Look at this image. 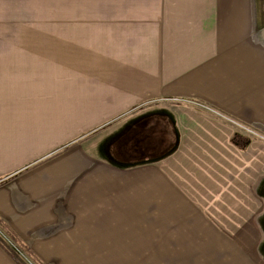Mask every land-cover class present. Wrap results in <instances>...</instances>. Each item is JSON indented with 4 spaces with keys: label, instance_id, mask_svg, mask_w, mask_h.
<instances>
[{
    "label": "crops",
    "instance_id": "obj_1",
    "mask_svg": "<svg viewBox=\"0 0 264 264\" xmlns=\"http://www.w3.org/2000/svg\"><path fill=\"white\" fill-rule=\"evenodd\" d=\"M66 2L85 5L66 12ZM30 3L56 9L16 17L15 4ZM0 6L12 10L0 15V219L36 258H208L202 244L236 241L225 237L242 210L258 220L264 149L240 133L249 143L236 144L218 114L238 113L222 99H264V0ZM19 50L47 58L18 60ZM154 98H170L161 126L110 122ZM0 264L16 263L0 248Z\"/></svg>",
    "mask_w": 264,
    "mask_h": 264
},
{
    "label": "rangeland",
    "instance_id": "obj_2",
    "mask_svg": "<svg viewBox=\"0 0 264 264\" xmlns=\"http://www.w3.org/2000/svg\"><path fill=\"white\" fill-rule=\"evenodd\" d=\"M15 4V8L17 10V16L20 17L22 14L26 15H37L42 11H51L56 9V4H48V3H30V4ZM85 4H73L70 2H66L64 4V9L67 11H74V10H80L83 8ZM1 7V6H0ZM11 7H13V4H11ZM93 9H102L101 6H93ZM0 10V15L3 14H12V10L10 7H2ZM12 19V17H11ZM18 20V19H17ZM3 21V20H2ZM14 25V24H13ZM18 26L24 25V22H17ZM5 29H2V39L4 41H8L9 36L4 34ZM19 41V42H18ZM17 42L21 45L19 47H25L28 46V43L25 42V36H19L17 35ZM49 51H47L48 53ZM46 53V54H47ZM57 51H55V54ZM65 58H73L74 54H78L79 51L76 50H67L64 51ZM40 51H31V50H19L17 51V57L18 60L22 59H30L32 55L40 56V58H47L45 56L40 55ZM36 56H34L36 58ZM57 56H52V58H56ZM23 73V72H22ZM243 94H249L244 93ZM167 99L170 98H161V99H148L144 101L143 103L136 106V108L127 111L122 116H119L112 121H110L112 124L114 123H120L121 119L123 118L124 121L130 122V123H156L160 125V120L156 117L157 109L166 103V101H169ZM190 100V99H189ZM188 99L185 98H179L175 97L173 102H177L179 104H189ZM220 102H226L228 104V107L234 112H238L237 116H233L231 114H218V116L223 119L226 123L232 125L234 127V131L237 133H240L242 135H246L249 139L254 141L255 145L261 146L258 150L264 149V130H260L255 126V124L250 125L246 122V118H244L241 115H244L243 107L245 109H248L245 113H249L250 115L254 113V111H260L261 115L260 118L264 120V99H251V98H228V99H222L219 100ZM195 103V102H192ZM191 104V103H190ZM206 104V103H205ZM207 105V104H206ZM210 105V104H209ZM194 106L201 107L198 104H194ZM211 106V105H210ZM253 106V109L250 108ZM254 110V111H253ZM218 112V111H217ZM220 113V112H219ZM235 113V114H236ZM255 113V116L258 118V114ZM119 118V119H118ZM254 125V126H253ZM161 126V125H160ZM159 126V128H160ZM163 130H161V133L165 131V126H162ZM120 129V128H119ZM115 131L114 137L120 134L121 131ZM160 134L155 131V134ZM157 135V136H158ZM158 136V139H160ZM153 137V136H151ZM146 138V139H150ZM161 137V139H165ZM160 139V140H161ZM159 140V141H160ZM164 143V142H163ZM152 146H147L144 150L148 152ZM263 191V186L261 188ZM242 207H244V204H242ZM249 211L242 210L240 212V221L237 222L235 220V224L238 223L237 226H231L230 230L234 231V235H230L229 237L225 238H234L236 241L233 242H220V243H214V244H202L203 246V253L209 255L208 258H155L156 253H149L152 255V257L147 256L148 253H141L137 252L136 255L134 253H121L115 251L113 254L120 256V257H114V258H106V259H86V260H79L80 264H264V210L258 211V220L256 219V222L252 219V216L248 219V216L250 215ZM1 220V219H0ZM2 223H0V240L8 246V248H11L16 254L19 256V258L23 261L25 264H45L44 260L36 258L30 250L29 253H26L24 246L20 243L22 242L18 237L17 239L20 242H16L12 240V238L9 236L8 227L3 224V220H1ZM4 226H3V225ZM8 229H7V228ZM226 229V228H225ZM10 230V229H9ZM23 243V242H22ZM25 244V243H23ZM26 245V244H25ZM190 247L189 245L187 248ZM207 247V249H206ZM2 249V247H0ZM185 249V248H183ZM182 249V252L180 255L184 254V250ZM3 250V249H2ZM186 250V249H185ZM6 252L5 250H3ZM169 251L167 252L166 256L169 255ZM195 254V253H193ZM202 254V253H198ZM127 258H126V256ZM11 258V257H10ZM12 259V258H11ZM13 260V259H12ZM14 261V260H13ZM64 261V260H61ZM15 262V261H14ZM85 262V263H84ZM16 263V262H15ZM17 264V263H16Z\"/></svg>",
    "mask_w": 264,
    "mask_h": 264
},
{
    "label": "trees",
    "instance_id": "obj_3",
    "mask_svg": "<svg viewBox=\"0 0 264 264\" xmlns=\"http://www.w3.org/2000/svg\"><path fill=\"white\" fill-rule=\"evenodd\" d=\"M233 141L238 144L239 146H241L242 148L246 147V145L249 143L248 141V138L246 137H242V135L236 133L233 137ZM0 223H2L0 221ZM3 225V224H2ZM4 226V225H3ZM7 228V227H6ZM8 229V228H7ZM9 236L12 238V240L16 241L17 243L20 242L18 239H17V236L11 231L9 230ZM23 246H24V249L26 251V253H29L30 252V249L25 245L23 244L22 242H20ZM0 247H2L3 250L6 251V253L17 263V264H25L23 263V261L19 258V256L16 254V252H14L11 248H8V246H6L1 240H0Z\"/></svg>",
    "mask_w": 264,
    "mask_h": 264
}]
</instances>
